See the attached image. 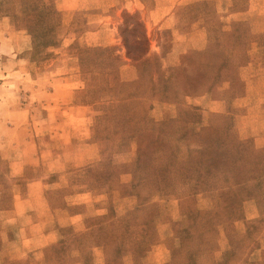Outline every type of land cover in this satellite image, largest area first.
<instances>
[{"label": "rangeland", "instance_id": "rangeland-1", "mask_svg": "<svg viewBox=\"0 0 264 264\" xmlns=\"http://www.w3.org/2000/svg\"><path fill=\"white\" fill-rule=\"evenodd\" d=\"M247 2L0 0V82H9L0 86V129L14 130L0 137L32 142L47 159L64 143L53 136L60 120L69 157L78 153L61 171L39 164L14 177L0 156V183L58 178L48 191L50 205L68 206L60 223L83 214L25 258L7 248L0 264H264V117L244 116L264 112L253 99L233 106L244 92L239 67L254 64L242 77L264 73V32H251ZM155 5L165 6L158 18L170 15L149 27ZM226 9L240 21L222 31ZM207 24L219 35L212 49L198 48ZM172 28L195 42L176 65L162 59ZM127 47L135 57L148 50L134 59ZM212 98L225 101L223 111H205ZM78 192L88 196L64 199Z\"/></svg>", "mask_w": 264, "mask_h": 264}, {"label": "crops", "instance_id": "crops-1", "mask_svg": "<svg viewBox=\"0 0 264 264\" xmlns=\"http://www.w3.org/2000/svg\"><path fill=\"white\" fill-rule=\"evenodd\" d=\"M143 5H141V8ZM170 7V6H169ZM140 8V7H139ZM165 8L163 5H155L152 9L147 10L146 24H149V27L152 23L159 22L161 20H165L169 17L170 11L164 12L160 18L157 17L159 11ZM171 8V7H170ZM246 9L244 10L245 14H248L251 32L253 34L263 33L264 32V0H248L246 4ZM171 10V9H170ZM144 14V13H143ZM221 24L220 28L222 31L231 30L234 28L240 21V13L237 10L226 9L225 13H223L218 19ZM213 29L212 24H207V32H205L199 39L197 43L198 48H205L207 45L212 49V39L217 37L218 35L211 33V29ZM172 34L174 36L173 40H171V48L168 52L163 54V60H168V65H176L178 60L180 59L181 54L186 52L191 47L195 46V42L192 40H185L181 35L179 36L176 28L171 29ZM213 34V35H211ZM215 34V35H214ZM28 40V39H27ZM199 43V44H198ZM153 49L159 51V46L154 45ZM247 63V62H245ZM166 64V61H165ZM253 62L248 61V63L242 64L240 69L241 74V83L244 87V92L240 93L239 96L233 99V106L241 108L242 106H246L248 102H251L252 99L258 101L259 104H255V107L258 108L261 112H264V73H250L248 76L243 75L242 72L244 70L250 69L254 70ZM66 79H59L56 87H54L53 93L51 94V100L54 102V105L51 107H55V102L61 100L59 98L66 86ZM9 82L2 81L0 82V86H4ZM227 84V83H226ZM54 98V99H53ZM3 100V96L1 98ZM210 101L207 103L208 110L205 111H223L222 107H225V101L219 99H209ZM53 110V109H51ZM160 110L165 111V105L160 106ZM9 113L13 115H24L25 110L22 108H11L8 110ZM7 111V112H8ZM211 111V112H213ZM64 112H62L63 114ZM48 117H55L57 114L50 111L47 113ZM245 117H264V114L256 111L254 115H251L249 111L244 114ZM62 119V117H57ZM54 126V125H53ZM54 129L55 138H63V144L60 145V151L55 153L54 155L50 154V157L47 159L41 158L37 152L34 144L29 143V141L25 143H13L9 141L4 136L0 137V156L7 163L9 176H21L24 175L27 167L35 166L39 164H47L50 172L61 171L64 169L65 165H68L69 161H75L78 159V153L75 152L73 156L69 157L68 153L70 152V144L66 143L64 139L69 135V128H66L64 125L59 122H56ZM53 127V128H54ZM11 133L13 127H2L0 132L6 130ZM14 131V130H13ZM14 133V132H13ZM70 142V137H68V143ZM53 145H57L56 142ZM19 148V154H12L11 150ZM46 152L49 149H45ZM71 153V152H70ZM62 163L61 170L58 169V166ZM56 186H61L59 184V179L50 180L48 175L39 174L25 178L24 182L15 183L11 187L5 188L3 184L0 183V216L4 221H0L1 227V247H0V262L5 260L6 254L5 250L9 247H13L19 251H21V255L19 258H25L27 256V252L37 249L38 247L47 246L55 242L57 238V230L65 224H74L75 222H81L83 219L82 213H67V219L69 221L65 223H60L59 215L61 213H66L68 210V206L57 205L53 206L49 204V188H55ZM53 193V192H52ZM88 195L85 192H78L69 196L65 194L64 199L68 201L72 200V198H86ZM56 223H58L57 227ZM21 256V257H20ZM74 264H80L78 262H74Z\"/></svg>", "mask_w": 264, "mask_h": 264}, {"label": "trees", "instance_id": "trees-1", "mask_svg": "<svg viewBox=\"0 0 264 264\" xmlns=\"http://www.w3.org/2000/svg\"><path fill=\"white\" fill-rule=\"evenodd\" d=\"M142 38L146 39L144 34L142 35ZM147 50H148V49L145 48V49H144V50H143V51H142L137 57H135V55H132V54H131V51L128 50V47H127V54H128L130 57L134 58V59H140V58H142L143 55L147 52Z\"/></svg>", "mask_w": 264, "mask_h": 264}]
</instances>
